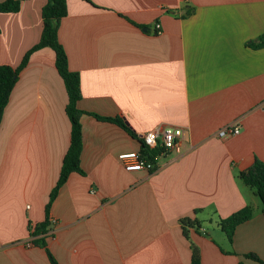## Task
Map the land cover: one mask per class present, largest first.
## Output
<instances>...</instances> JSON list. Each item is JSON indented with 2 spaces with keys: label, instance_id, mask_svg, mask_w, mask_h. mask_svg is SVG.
<instances>
[{
  "label": "crops",
  "instance_id": "crops-1",
  "mask_svg": "<svg viewBox=\"0 0 264 264\" xmlns=\"http://www.w3.org/2000/svg\"><path fill=\"white\" fill-rule=\"evenodd\" d=\"M19 2L0 12V65L17 66L40 37L46 0ZM66 5L57 38L79 73L84 175L70 173L48 209L55 222L43 241L57 264H189L193 246L201 264H264L261 202L240 178L264 163V46L253 45L264 37V0ZM54 59L48 47L30 55L2 112L0 264H51L24 241L45 220L70 140ZM95 114L124 119L135 136ZM232 122L238 134L217 136ZM155 127L181 128L180 145L152 170L125 169L118 155L142 150ZM245 206L252 216L229 242L219 220ZM184 218L198 222L187 237Z\"/></svg>",
  "mask_w": 264,
  "mask_h": 264
},
{
  "label": "trees",
  "instance_id": "trees-1",
  "mask_svg": "<svg viewBox=\"0 0 264 264\" xmlns=\"http://www.w3.org/2000/svg\"><path fill=\"white\" fill-rule=\"evenodd\" d=\"M19 7V0L0 1V12H16L19 10ZM66 14V0H46L41 8L42 29L38 42L24 53L20 63L17 66H11L8 64L0 65V121L3 109L5 108L13 86L15 85L17 75L28 63L30 55L36 50L48 47L54 51V63L59 75L64 81L67 91V114L70 121L69 145L63 156L58 178L48 195V201L45 205V220L39 224H36L33 230L30 231V235L34 237L32 239V243L45 248L51 264H57V261L43 241L44 235L48 233V209L52 201L57 196L59 188L67 180L70 173L77 172L81 175H84V171L80 167L82 132L81 123L79 120V116L81 113H83V111L77 107V101L80 99L79 73L69 69L66 52L57 38V27L59 20ZM187 14H189V11L185 13V15ZM253 45L255 47H263L264 37L259 39L256 43H253ZM94 116L100 120L114 123L127 131L131 136H135V133L128 125V123L120 117L98 116L96 114ZM141 143L142 153L150 160H153L154 157L161 152L160 147H157L153 150H148L145 147L143 141ZM240 178L246 185L254 190L255 194L261 202V211L264 216V163L258 159H255L249 168L240 172ZM251 216V207L245 206L240 210L233 212L226 218H222L219 220V226L225 233L229 242L232 241L236 226L248 220L249 218H251ZM197 224L198 222H196L195 220L191 221L185 218L182 219L181 226L183 235L187 237L188 227H192L195 225L198 226ZM246 256L260 261V259L252 253L246 254ZM260 262L263 263L262 261ZM189 264H201L197 249L194 246L192 247V257Z\"/></svg>",
  "mask_w": 264,
  "mask_h": 264
},
{
  "label": "built area",
  "instance_id": "built-area-1",
  "mask_svg": "<svg viewBox=\"0 0 264 264\" xmlns=\"http://www.w3.org/2000/svg\"><path fill=\"white\" fill-rule=\"evenodd\" d=\"M159 24H155V28L158 29ZM240 128L235 122L224 125L217 131V136L227 137L238 134ZM183 131L178 127H155L141 134V139L148 150L161 148V152H167L169 150L177 148L182 140ZM123 166L127 170H152L154 163L148 157H146L142 151H129L123 152L118 155ZM54 219H49L48 232L51 234V225L54 223ZM32 236L29 234L24 241L25 246L32 245Z\"/></svg>",
  "mask_w": 264,
  "mask_h": 264
}]
</instances>
